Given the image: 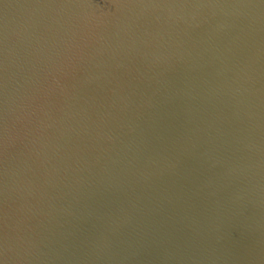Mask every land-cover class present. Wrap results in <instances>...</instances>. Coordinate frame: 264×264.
Listing matches in <instances>:
<instances>
[{
  "label": "water",
  "instance_id": "1",
  "mask_svg": "<svg viewBox=\"0 0 264 264\" xmlns=\"http://www.w3.org/2000/svg\"><path fill=\"white\" fill-rule=\"evenodd\" d=\"M0 264H264V0H0Z\"/></svg>",
  "mask_w": 264,
  "mask_h": 264
}]
</instances>
